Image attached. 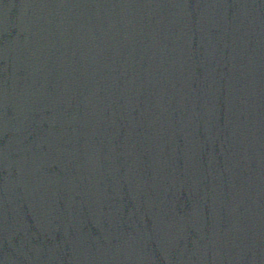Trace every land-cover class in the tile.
<instances>
[{
  "label": "water",
  "instance_id": "water-1",
  "mask_svg": "<svg viewBox=\"0 0 264 264\" xmlns=\"http://www.w3.org/2000/svg\"><path fill=\"white\" fill-rule=\"evenodd\" d=\"M0 264H264V0H0Z\"/></svg>",
  "mask_w": 264,
  "mask_h": 264
}]
</instances>
